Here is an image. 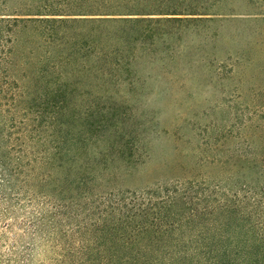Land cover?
I'll return each instance as SVG.
<instances>
[{
	"label": "trees",
	"instance_id": "trees-1",
	"mask_svg": "<svg viewBox=\"0 0 264 264\" xmlns=\"http://www.w3.org/2000/svg\"><path fill=\"white\" fill-rule=\"evenodd\" d=\"M210 1L0 0V264H264V143L224 178L98 190L52 124L56 96L133 83L137 51L216 21Z\"/></svg>",
	"mask_w": 264,
	"mask_h": 264
},
{
	"label": "rangeland",
	"instance_id": "rangeland-1",
	"mask_svg": "<svg viewBox=\"0 0 264 264\" xmlns=\"http://www.w3.org/2000/svg\"><path fill=\"white\" fill-rule=\"evenodd\" d=\"M207 10L213 23L161 30L155 49L137 51L133 83L99 89L91 74L55 97L71 174L94 175L98 190H139L224 178L240 172L230 155L262 154L264 0H211Z\"/></svg>",
	"mask_w": 264,
	"mask_h": 264
}]
</instances>
